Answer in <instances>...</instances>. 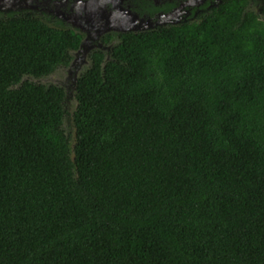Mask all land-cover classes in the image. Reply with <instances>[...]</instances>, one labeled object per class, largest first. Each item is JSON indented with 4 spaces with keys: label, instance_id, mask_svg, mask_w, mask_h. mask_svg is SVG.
Here are the masks:
<instances>
[{
    "label": "trees",
    "instance_id": "16d2710c",
    "mask_svg": "<svg viewBox=\"0 0 264 264\" xmlns=\"http://www.w3.org/2000/svg\"><path fill=\"white\" fill-rule=\"evenodd\" d=\"M80 41L0 16V264H264V21L224 0L94 49L71 145L65 89L23 77Z\"/></svg>",
    "mask_w": 264,
    "mask_h": 264
},
{
    "label": "flooded vegetation",
    "instance_id": "af4514ba",
    "mask_svg": "<svg viewBox=\"0 0 264 264\" xmlns=\"http://www.w3.org/2000/svg\"><path fill=\"white\" fill-rule=\"evenodd\" d=\"M242 1L244 11L248 10L258 20L264 21V0ZM222 2L224 0H0V16L14 12L38 16L50 24L79 33L81 44L86 33L72 26L87 27L92 34L95 31L91 24L87 25V17L92 24H100L104 28H137V31H127L136 33L142 32L143 28L154 30L199 21ZM127 32L107 31L99 38L95 34L92 42L107 54L109 50L104 47L109 43H119L122 34ZM104 38H108L106 43Z\"/></svg>",
    "mask_w": 264,
    "mask_h": 264
},
{
    "label": "water",
    "instance_id": "95a60500",
    "mask_svg": "<svg viewBox=\"0 0 264 264\" xmlns=\"http://www.w3.org/2000/svg\"><path fill=\"white\" fill-rule=\"evenodd\" d=\"M86 23L87 25L88 24H91L92 26V30H94L95 32H92V34H90L88 32V29L87 27H82L80 25H76L73 24V28L79 30V31H82V32H85L86 33V37L85 39L82 41V43L80 44V47L78 49H75V50H72L71 51V55H72V59L70 61V64L68 65L69 66V76H71V79H72V82H73V95H75L76 93V81L78 79V77L80 76V74L86 70L90 64H91V60L89 58V55L91 53V51L95 48L98 47V44L97 43H94L92 42V40L95 38V34L97 36V38L100 37V35H102L103 33L107 32V31H112V30H117V31H137V28H130V27H124V28H116V27H108V28H104L102 27L100 24L97 25V24H92V21L87 17L86 18ZM151 29V28H150ZM149 28H143L142 30L143 31H146V30H150ZM115 43H109L108 45H106L104 48L105 50H109ZM99 46H101V43H99ZM110 59V55L107 53L106 54V57H105V61L103 62V67L106 63V61H108ZM84 65H88L84 70H82L80 72V70L83 68ZM25 77V76H24ZM23 77V78H24ZM59 86H62V85H59ZM63 87V86H62ZM64 88V87H63ZM65 89V88H64ZM66 92V99H65V102L68 98V92L65 90ZM67 132V131H66ZM69 133V132H67ZM75 140V128L73 126V136L71 138V145L73 144Z\"/></svg>",
    "mask_w": 264,
    "mask_h": 264
},
{
    "label": "rangeland",
    "instance_id": "374dc122",
    "mask_svg": "<svg viewBox=\"0 0 264 264\" xmlns=\"http://www.w3.org/2000/svg\"><path fill=\"white\" fill-rule=\"evenodd\" d=\"M88 65H84L83 68L80 70H84ZM69 66H61L56 68L55 71L48 74L47 76L41 77H33V76H25L23 79L28 78L33 82L43 83V84H56L62 85L65 90L68 92V98L65 102V107L68 111V115L65 116L63 120V126L67 132L71 134V138L73 136V112L77 106V100L75 95H73V82L71 76H69Z\"/></svg>",
    "mask_w": 264,
    "mask_h": 264
}]
</instances>
